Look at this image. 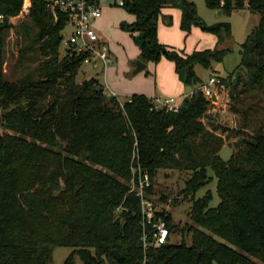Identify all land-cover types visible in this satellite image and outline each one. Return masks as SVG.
I'll return each instance as SVG.
<instances>
[{
	"label": "trees",
	"instance_id": "1",
	"mask_svg": "<svg viewBox=\"0 0 264 264\" xmlns=\"http://www.w3.org/2000/svg\"><path fill=\"white\" fill-rule=\"evenodd\" d=\"M205 0L209 9L231 15L245 0ZM24 0H0V264H51L54 249L72 248L64 264H258L264 263V0H250L260 15L258 26L241 44L235 70L219 76L230 111L237 117L235 152L225 161L221 126L204 122L214 108L199 87L203 81L190 66L212 69L231 52L218 49L230 23L207 25L192 0H130L135 16L125 24L148 65L167 59L184 83L194 87L178 112L153 110V100L134 94L121 103L108 96L98 79L77 81L82 58L62 48L64 19L50 16L43 0H31L29 20L19 23V69L16 81L5 72V48ZM181 9V29L193 26L215 34L214 49L190 55L160 43L162 10ZM167 24L171 17L165 18ZM146 69V68H145ZM221 133H219V131ZM136 154V156H135ZM149 172L151 193L162 169L191 173L182 190L192 196L191 225L179 230L172 215L156 212L171 234L190 235V244L168 243L145 254L140 198L129 193L133 159ZM217 180L220 203L207 191ZM153 182V184H152ZM182 235V237H183ZM214 236L225 240L219 242ZM123 258L117 260L112 251Z\"/></svg>",
	"mask_w": 264,
	"mask_h": 264
},
{
	"label": "rangeland",
	"instance_id": "2",
	"mask_svg": "<svg viewBox=\"0 0 264 264\" xmlns=\"http://www.w3.org/2000/svg\"><path fill=\"white\" fill-rule=\"evenodd\" d=\"M198 10L199 16L203 19V21L207 25H215L218 23H230L232 26V35L231 37H227L225 34L223 35L222 42L218 45V49H230V53L226 56L222 63H214V69L219 76H226L229 72H233L235 68L238 66L241 60L240 49L241 44H243L247 37L251 34V32L258 26L260 15L257 13H253L248 8L243 9H235L233 13L229 16L223 11L209 9L206 6L205 0H192ZM179 10V9H177ZM220 13V14H219ZM104 16L100 21L96 24L98 32H100L101 37L104 41H106L109 46L115 47L117 51L122 52L124 55H129L131 49L138 47V45L134 42L131 37V33L127 28H123L122 24H132L134 22V15L126 11V9L120 8H108L104 11ZM171 17L172 24L174 21L173 14L166 15L161 14L159 22L165 23V18ZM26 19H21L15 24H12V28L9 30L7 35V46L5 48V74L9 81H16L20 76L19 69V46L17 49L19 37L17 34L19 23L24 22ZM171 24V25H172ZM170 25V26H171ZM198 27V26H197ZM199 28V27H198ZM192 31V30H191ZM209 35H214L210 32H206ZM191 33V32H190ZM189 33V34H190ZM218 38V37H217ZM209 49V48H208ZM207 49V50H208ZM206 50V49H205ZM203 50V51H205ZM117 53V52H116ZM116 62V56L113 53ZM117 55V54H116ZM167 60V59H162ZM161 60V61H162ZM160 61V62H161ZM169 61V60H167ZM159 62V63H160ZM171 62V61H169ZM113 63V64H114ZM136 62H133L132 66L135 65ZM111 64V65H113ZM110 65V66H111ZM84 69V68H83ZM83 69H81L77 75V81H82L86 77L89 78L92 76V73L89 71L86 73V77L82 74ZM148 69V70H147ZM195 72L199 76V78L206 82L210 75L213 73L212 69H205L200 65L195 67ZM143 73V74H141ZM140 75L135 77H131V81L126 83L128 89L130 91H136L140 89L152 90L151 84L155 85L157 88V93L162 94L159 91V85L156 79L151 76L149 68L141 71ZM181 80L184 83V80L180 76ZM129 80V79H128ZM185 84V83H184ZM183 84V85H184ZM126 85H123L124 88ZM158 85V86H157ZM188 89H194V87H189L185 84ZM128 101V98H121L120 102L123 104ZM229 96L226 92V96L224 99L220 100L219 106L215 108H211L208 112L207 118L204 119V122L211 129L212 126H221L223 128H227L229 131L224 134L225 138V146L223 147L220 155L223 160H230L231 156L235 152L236 142L239 140L236 137L235 130H237L236 125V116L230 111L229 104ZM1 119V116H0ZM5 128L0 124V135L5 132ZM222 130L219 131L221 133ZM209 176L213 177V181L209 183L207 186L202 188L196 194V199L201 198L205 195L207 191H211L213 194V201L211 202V207H217L220 203V197L217 193V180L214 177L213 171H209ZM191 177L190 172L179 171L173 169H162L159 171L158 175H156L154 179L153 189L151 193L146 194L147 199L152 203L153 212H167L172 215L175 225L179 230L184 229L186 225H191V221L189 218V210L192 205V196L185 197L181 194L182 190L185 188L186 181ZM151 181V179H150ZM133 181H130V190L129 193L137 192V189L132 191ZM151 186V182H150ZM182 233L180 231L171 234L170 241L173 244H178L182 242V239L190 244V235L184 234L182 237ZM219 242L227 244L228 243L214 236ZM72 253V248L68 247H57L53 252V259L51 264H64L65 260ZM254 262L258 264H264L256 258H251ZM76 264H83L79 257L75 258Z\"/></svg>",
	"mask_w": 264,
	"mask_h": 264
},
{
	"label": "built area",
	"instance_id": "3",
	"mask_svg": "<svg viewBox=\"0 0 264 264\" xmlns=\"http://www.w3.org/2000/svg\"><path fill=\"white\" fill-rule=\"evenodd\" d=\"M130 0H43L46 12L56 21L64 19L62 31V48L70 56L82 58L84 67H109L115 58L109 44L103 40L98 32L96 24L102 19L104 11L108 8H128ZM221 0V6L225 5ZM250 0L244 1L245 8L249 7ZM31 0H24L21 12L17 16H10V25L26 19L29 20ZM6 16L0 12V22H4ZM199 90L215 108L220 100L226 96V87L217 75L210 77L203 83ZM193 93L184 96L181 102L176 98H158L153 100V110H166L178 112L187 98ZM136 156V154H135ZM132 191L137 189L136 196L140 198L142 243L145 254L151 249L159 248L168 243L171 236L167 223L162 218L155 220V212L152 203L147 199L145 190L150 186L149 172L141 167L139 160L133 159L132 165ZM146 261V255H145ZM144 261V264H145Z\"/></svg>",
	"mask_w": 264,
	"mask_h": 264
},
{
	"label": "crops",
	"instance_id": "4",
	"mask_svg": "<svg viewBox=\"0 0 264 264\" xmlns=\"http://www.w3.org/2000/svg\"><path fill=\"white\" fill-rule=\"evenodd\" d=\"M162 14H166V15L173 14L174 21L173 24L171 23L172 25L170 24L171 26L167 24L166 21L165 23L159 22L158 39L161 44L174 48L179 52L181 51L186 55H190L195 51H203L205 49L207 50L208 48L214 49L217 47L218 45L217 36L215 37L214 35H209L208 33H205L200 27L198 28L197 26H193L190 34H187L185 31L181 29L182 12L180 8L177 7L164 8L162 10ZM110 47L112 52L116 56V62L113 65L107 68L99 67V66L98 67L89 66V67H84V69L82 68L83 69L82 74L84 75V77H86L85 75L89 71L92 73L91 77L89 78L86 77L84 80H89L92 78L98 79L104 88V92L108 96L113 95L120 101V97L129 99L134 94H143L152 100H157L158 98L162 99V98L172 97V98H176L179 102H181L185 95L190 94L195 90V88L186 90L187 87L181 80L179 73H177L175 64L167 60H162L158 64L149 63L147 65V68H149L151 76L154 77L155 82L157 79L158 85L160 87L159 91L162 94L157 93V88H155L153 81L150 86L152 87V90L140 89L133 92L130 91L126 83L131 81L132 79L131 77H135L137 75H140L141 73L139 72L137 74H133V70L135 69L136 63L134 66H132L133 62L138 61V57L140 55V49L139 47L131 49L130 54L127 56L120 51L118 52L115 47L112 46ZM214 71L216 70L214 69V65H213L212 68L213 73L210 75V77L214 75H218ZM84 80L78 82L82 83ZM123 85H126V87L124 88Z\"/></svg>",
	"mask_w": 264,
	"mask_h": 264
},
{
	"label": "water",
	"instance_id": "5",
	"mask_svg": "<svg viewBox=\"0 0 264 264\" xmlns=\"http://www.w3.org/2000/svg\"><path fill=\"white\" fill-rule=\"evenodd\" d=\"M125 25V23L122 24V27ZM146 64L141 62V61H137L136 62V66L135 69L133 70V74H137L141 71H143L146 68ZM194 69L193 66H190L189 70L192 71ZM112 255L117 259V260H121L123 258V256L118 252V251H112Z\"/></svg>",
	"mask_w": 264,
	"mask_h": 264
}]
</instances>
